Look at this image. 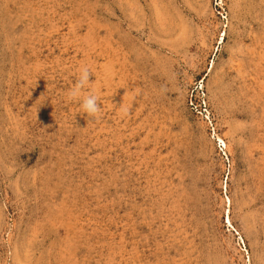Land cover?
<instances>
[{
	"label": "rangeland",
	"instance_id": "obj_1",
	"mask_svg": "<svg viewBox=\"0 0 264 264\" xmlns=\"http://www.w3.org/2000/svg\"><path fill=\"white\" fill-rule=\"evenodd\" d=\"M0 264H264V0H0Z\"/></svg>",
	"mask_w": 264,
	"mask_h": 264
},
{
	"label": "clouds",
	"instance_id": "obj_2",
	"mask_svg": "<svg viewBox=\"0 0 264 264\" xmlns=\"http://www.w3.org/2000/svg\"><path fill=\"white\" fill-rule=\"evenodd\" d=\"M91 74L90 66L82 64L79 67L76 83L66 91V97L69 101H79V107L83 114L96 117L100 112L99 97L94 90H91L89 79ZM85 89H89V91L85 92ZM135 99V93L129 96L127 103L121 106V112L126 114L131 109Z\"/></svg>",
	"mask_w": 264,
	"mask_h": 264
},
{
	"label": "built area",
	"instance_id": "obj_3",
	"mask_svg": "<svg viewBox=\"0 0 264 264\" xmlns=\"http://www.w3.org/2000/svg\"><path fill=\"white\" fill-rule=\"evenodd\" d=\"M218 147L221 149L220 145L218 144Z\"/></svg>",
	"mask_w": 264,
	"mask_h": 264
}]
</instances>
